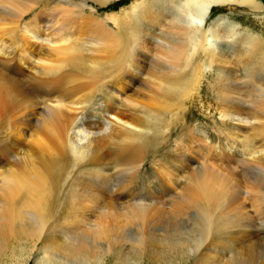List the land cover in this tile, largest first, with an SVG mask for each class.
<instances>
[{"label":"bare ground","instance_id":"obj_1","mask_svg":"<svg viewBox=\"0 0 264 264\" xmlns=\"http://www.w3.org/2000/svg\"><path fill=\"white\" fill-rule=\"evenodd\" d=\"M32 1H36V6ZM115 1L120 0L65 1L80 11L72 16L63 14L58 17L61 23L55 31L61 32L59 40L49 42L45 51L37 44L36 56L44 54L42 59L32 61V64L19 59L22 55L27 60L28 54L34 51L25 40L22 43L25 49L20 52L22 45L14 40L15 33L13 40L0 37V129L5 132L3 137L6 140L3 143L8 147L5 153L16 156L9 168L0 171L3 190L0 237L10 232L27 234L36 239L42 237L43 227L55 208L76 207L81 203H84L83 206L100 203L113 206L115 201L107 199L105 202L103 195L114 188L118 191L117 180L118 184L126 183L125 187L128 184L132 186L141 168L148 169L149 165L153 168L158 162L155 158L169 149L164 142L160 146L156 141L160 138L169 141L173 134L187 130V126L180 124L181 121L187 124L192 119V116L184 118L188 110L186 101L198 92L204 82L211 88H223V91H219L223 105L220 106V117L228 119L236 113L240 128L246 127L250 121L255 122L251 124L249 148L256 145V138L260 145L256 152L258 155L252 154L253 160H249L257 166L249 169L257 171L264 189V83L260 81L264 80V75L256 68V61H264V36L260 32H250L249 28L242 30L231 22L230 17H225L227 20L222 24H219L220 19L208 23L213 7L232 5L260 11L262 3L258 0H130V5L119 12L120 16L112 13L107 16L119 27L118 37L108 38V34L102 33L99 39L97 32L101 33L100 29L89 31L80 25L84 15L86 17L95 10L90 3L104 7ZM51 2L54 0H0V10L5 9L11 15L16 13L20 25L25 23L29 12L36 10V25H39L43 12L50 19L52 13L44 8L49 9ZM3 4L7 8L1 7ZM159 28L162 29L159 34L157 32L156 39L162 53L155 59L157 71L145 78L146 84L152 87L148 104L142 106L145 111L137 117L115 114L106 96L111 118L93 131L94 126L88 123L87 114L93 110L94 99H90L87 90H92L107 77L113 81L118 76L95 71L97 62L90 63L84 56L86 51L94 53L97 42L105 38L111 40L124 55L120 63L122 70L123 63L126 65L133 55V48L144 44L145 40H155L153 37ZM74 31L88 34L86 37L93 42L83 43L79 37L72 39ZM77 41L83 45L77 44ZM12 42L15 44L9 45ZM238 46L244 47L243 50L239 52ZM200 52L205 59H202L203 62L195 59ZM233 59H236L235 63L238 61L243 65L241 71L234 69L236 65L234 67ZM239 72L249 79L245 80L248 82L245 85L254 88L257 93V99L251 104L245 98H251L254 90L243 92L245 85L238 80ZM248 105L254 111L253 116L243 118L240 114H243V107ZM39 112L40 116L37 114ZM33 127L35 131H31ZM25 130L30 131L27 142ZM84 140H87L86 144H83ZM25 143H29L32 146L30 150L34 152H23L20 148ZM176 146L180 149L181 143L176 142ZM246 151L250 154L248 148ZM82 171L84 173L81 174ZM171 173L163 191L166 195L169 193L164 199L167 202L173 199L171 195H176V175ZM219 174L202 166L189 178L190 189L179 195L184 205L173 202L176 217H169L165 221L164 246L168 253L189 260L194 258L195 264H264V212L254 222H251V218L246 221L230 216L227 211L236 198L225 187L226 182ZM156 202L143 196L130 202L128 222H138V233L131 235V238L134 246L143 247L144 250L153 248L151 237L144 234V228H148L149 219H154L152 208L158 206ZM184 217L191 222H184ZM97 229L94 231L96 236H105L109 232L101 226ZM236 235L240 242H251L240 247L237 253L229 243ZM159 237H155L157 241H160ZM84 238L79 237L77 245L67 248L70 258L65 260L61 257L64 264L78 263L76 259L79 256L88 254V239ZM227 250L229 253L226 254ZM107 254L109 250L105 251Z\"/></svg>","mask_w":264,"mask_h":264},{"label":"rangeland","instance_id":"obj_2","mask_svg":"<svg viewBox=\"0 0 264 264\" xmlns=\"http://www.w3.org/2000/svg\"><path fill=\"white\" fill-rule=\"evenodd\" d=\"M65 1L67 0H54V2H51L48 6L49 9L47 7V9L44 8L47 11L49 10L48 13L54 15L50 14L49 19L46 12H43L44 15L39 25H36V13L38 12L36 10H33L34 13L33 11L29 12L26 18L27 21L25 20V23H23L25 25H20L16 13H12L13 15H11L9 11H4L5 9L0 10V37L8 40L12 38V35L14 36L15 33L16 38H14V40L16 42L19 41L22 45L20 52L25 49L24 44H22L24 40L29 47H32L34 50L28 54L27 60L23 59L21 55L19 57L21 61L32 64V61L36 62L42 59V54L44 53L36 56V45L39 44V47H42L43 51H45V47H47L46 45L49 42H57L59 40L58 36H61V32L55 31V28H58L61 23L60 21L58 22V17L63 14L72 16L80 11L79 8H75L74 5L65 3ZM258 1L263 5L260 11H252V9L247 7L232 5L213 7L210 12L211 15L208 23H215L220 19L219 24H222L224 20H227L225 17H230L231 22L238 25L242 30L249 28L250 32L255 34L260 32L264 36V0ZM32 2H34L33 4L36 6V1ZM129 5L130 0L111 2L104 7L90 3V6L95 10L86 17L84 15V21H81L80 25H84V28H88L89 31L90 29H97L98 31L100 29L99 32L101 33L97 32L99 39L102 38L99 35L102 36L103 34H108V38L109 36L116 38L120 36V29H118L119 27L115 22L109 21L107 16L111 13L120 16L119 12ZM1 7L7 8L4 4ZM35 8L36 7H34V9ZM90 16H92L91 19ZM74 18H76V21H80L78 17ZM92 18L95 22L92 21ZM54 22L56 23V27H54ZM17 27H19V29H16ZM36 28H38V30H36ZM161 29L162 28H159L158 31H155L153 37L155 40H145L144 44L140 43V45L133 48L135 49L132 50L133 55L126 65L125 62L123 63L124 68L122 70H120V63L123 61L124 55L111 40L105 38L101 40V42H97L98 46L94 53H87L86 51L84 56L90 63L97 62L95 71H101L102 74L109 76H118L114 77L113 81L110 80V77H107L106 80H101V84H98L92 90H87L90 99H94L93 110L87 114L88 120H90L88 123L91 124V127H96L95 129L92 127L93 131H97L98 126L102 123H107L111 118V115L107 111L108 104L105 98L106 96L109 97L108 100L110 101V105L112 104L110 107L115 114H125L128 116L136 115V117L141 116V113L143 114L145 109L142 108V106L148 104L147 100L150 97L148 95L152 90V87H149L145 80L149 75H153L157 71L158 67L157 64L155 65V59L157 55L162 53V48L158 43V39H156V34L157 32L159 34ZM242 30H240V33ZM73 33V38L68 34L67 36L72 39L79 37L83 43L93 42L90 37H86L88 34L78 33L77 31ZM29 42L31 44H29ZM81 42L77 41V44L83 45ZM14 44L15 43L12 42L9 45L13 46ZM140 46L141 48L138 49ZM243 48L242 46H238V51L240 52ZM228 55L230 56V53H228ZM195 59H198V62H203V60H205L201 52L198 58ZM52 60L53 59H51V61ZM235 60L236 59L232 60L234 67L236 65L234 69H236V71H241L243 65L241 66L238 64V61L235 63ZM256 68L264 75V61H256ZM242 73L243 72L237 73V77L238 80L240 79L239 81L245 85L248 83L245 82V80L249 79H245V75ZM210 78L209 76V79ZM262 78L264 79V77ZM260 81L264 83V80L260 79ZM206 86L208 85L204 82L200 89H198V92L193 93V96L186 101L185 107L188 110L185 112L184 118L185 116L187 118L192 116V119L191 122L188 121L189 123L187 124L185 121H181L180 124L183 123L182 127L187 126V130L179 134H173L169 141H166L165 138V140L160 138L161 140L159 139V142L156 141L160 146H162L164 142V146L167 145L169 147L163 154H160L162 156L155 158L156 162L158 161L156 165L152 168L151 165L148 164V169H146L147 167H142L137 175V181L134 180L132 186L128 184V187H125L126 183L123 184V186L122 182H120L119 185V180H117L115 184L118 185V191H115L116 189L114 188L113 190H108L106 195H103L104 201L107 199L112 202L115 201L113 206H111L112 204L109 206L108 204L102 205L100 203L95 204V206L94 204H90L89 206L86 205V207L85 205L83 206L84 203H81V206L76 204V207L55 208L52 211V217H50L49 221L43 227L42 237L36 239L27 234L21 235L15 232H10L0 237V264H64L63 259L65 258L66 260V258H70L68 256L69 253L66 252L67 248L77 245L79 237H85V240L88 239V246L86 247L88 254L79 256L76 259L78 263L75 262L74 264H195L196 260H194V258L189 260L186 257L176 256L175 253H168L164 246L163 231L165 221L167 222L169 217L171 219L176 217V207L173 204L184 205L179 199V195L182 192L184 194L186 190L190 189L189 178L197 169L202 168V166L220 173L219 175H221L226 182L225 187L236 198L235 204L233 203L230 205L227 211L230 216L246 221H250L251 218V222L257 220L259 214L264 212V189L261 186L259 175L256 173L257 171L249 169L257 166L250 163L251 161L249 160H253V157L258 155L256 152H258V146L260 145L259 139L256 138V141L254 140L256 145L250 146L249 148V141L252 139L251 127H253L251 124L255 122L250 121L251 123L246 124V127L240 128V126H238L239 116L236 117V113L235 116L233 115L228 119L220 117L222 112L220 106L223 107V105L219 96V91H223V88H211V86L207 88ZM244 88L243 92H248L251 89L252 92L254 90V88L250 89L246 85ZM102 92L105 94L101 96ZM256 94L254 90V93L251 94L252 97L247 98V100L245 98V101L251 104V102L257 99ZM126 103L131 106H126V108L124 106L127 105ZM248 107L249 105L243 107V114H240L243 118L250 117L251 115L253 116L254 111L252 107ZM37 114L40 116L41 113L39 112ZM180 124H178V126H180ZM33 128L31 131H35V127ZM4 133L3 129H0L1 172L4 171L3 169L9 168L12 161L14 162L16 158L14 154H10L9 152L5 153L8 147L6 143H3V141L6 140V138L3 137ZM24 133H26L24 137H26L27 142L30 131L25 130ZM176 142L181 143L180 149H177ZM86 143L87 140H84L83 144ZM246 146L250 154L246 151ZM20 149L23 152H34L30 150L32 146L29 143H25ZM19 152L21 153V151ZM252 154H254V156H252ZM37 156L36 154V158L38 159ZM148 160L145 164L148 163ZM171 170L172 173L176 175L174 179L176 195L174 197L171 195L173 199L167 202L164 201V199L167 198L169 193L166 195L163 191L167 186V182L170 181L168 174L171 173ZM80 173L82 174L84 172L82 171ZM130 178L132 180V175ZM2 194L3 190L0 182V201H2ZM142 196L151 201H158L156 202L158 206L152 208V217H154V219H149L148 228H144V234L151 237V243L153 244V248H149L148 250H144L143 247L134 246L131 235L138 233V222H128V211H131L130 202L140 199ZM133 197H136V199H133ZM162 202L163 204H161ZM110 209L114 210L111 212ZM100 217L103 219L101 218V220ZM181 219H176L175 221ZM182 220L186 223L191 222L188 217H184ZM18 223L20 224L21 221ZM99 225L104 230L109 231L105 236H96V234H94L98 230L97 228L100 227ZM157 235L160 236V241L156 240L155 237ZM235 238L229 242L232 247H234L233 251L235 253L239 251L240 247H244L246 244L248 245V243H251L247 241L240 242L238 235H236ZM234 249L238 250L235 251ZM106 250H109V254L107 255H105ZM227 252L228 250L226 254ZM225 260L226 258L224 262Z\"/></svg>","mask_w":264,"mask_h":264}]
</instances>
